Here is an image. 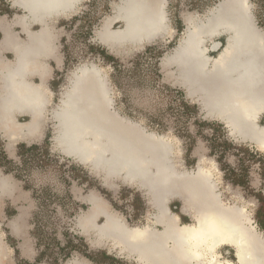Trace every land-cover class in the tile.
<instances>
[{"label":"bare ground","instance_id":"6f19581e","mask_svg":"<svg viewBox=\"0 0 264 264\" xmlns=\"http://www.w3.org/2000/svg\"><path fill=\"white\" fill-rule=\"evenodd\" d=\"M12 1L25 10L22 21L40 24L43 29L20 47L17 72L14 69L2 78L11 80L12 92L39 110L44 103L43 87L25 80L27 68L49 39L50 20L77 15L83 0ZM168 1L120 0L115 4V15L104 21L99 33L101 43L110 49L125 44L139 48L164 40L172 31ZM117 22L123 23L122 29L113 30ZM186 31L173 55L165 58L163 68L170 69L168 75L173 82L200 101L209 116L222 120L232 136L264 151V125L259 123L264 115V31L257 26L251 1L222 0L208 18L190 23ZM224 34L228 37L220 48L222 43L216 38ZM210 51L220 53L212 57ZM91 67L83 66L69 77L59 104L52 105L47 119L56 123L54 140L65 155L102 169L108 178L124 175L126 182L145 188L158 203L159 213L154 218L164 226L163 231L132 229L94 197L89 212L79 219L84 233L96 234L98 240L93 244L112 240L135 255L139 264H234L223 260L220 250L225 246L233 247L237 264H264V238L245 210L222 205L211 172L203 167L195 176L184 174L187 178L179 189L178 176L167 165L168 152L172 151L169 141L146 134L139 125L119 116L113 110L107 81ZM43 120L42 116H34L19 134L32 133ZM172 196L197 209L195 225L180 224L179 216L168 205ZM102 215L107 221L100 225ZM77 261L73 264H80Z\"/></svg>","mask_w":264,"mask_h":264},{"label":"rangeland","instance_id":"374dc122","mask_svg":"<svg viewBox=\"0 0 264 264\" xmlns=\"http://www.w3.org/2000/svg\"><path fill=\"white\" fill-rule=\"evenodd\" d=\"M119 1L83 0L77 15L62 20L67 29L63 40L66 69L55 105L59 104L63 90L68 87L69 77L83 66L95 67L109 85L113 110L127 122L139 125L142 132L169 141V151H172L168 152L167 165L178 176L177 187L180 189L184 185L186 175L195 176L202 167L210 171L211 182L222 205L245 210L259 236L264 238V231L256 220L257 209L262 204L258 197L264 199V151L232 136L222 120L209 116L200 101L173 82L168 75L170 69L163 68L165 58L173 55L186 37L190 23L208 18L222 0H169L172 31L164 40L139 48L125 44L110 49L101 43L99 33L106 18L115 15V4ZM250 1L257 26L264 31L257 19L258 12L264 15V0ZM122 26L123 23L117 22L112 28L120 30ZM227 37L224 34L216 38L222 43L220 48L226 44ZM210 45L208 42L207 46ZM219 53L210 51L209 55L217 57ZM107 56L114 57L116 62ZM185 104L189 109L184 107ZM259 123L264 125V115ZM54 124L49 120L46 139L32 155L22 148L25 153L17 162L4 163L7 172L16 175L21 186L32 193L35 203L32 235L38 252H46L42 264H56V257L60 260L58 264L86 260L87 254L103 251L116 257L114 264H139L135 255L112 240L93 244L98 240L96 234L93 231L84 233L79 227V219L89 212L90 200L96 197L112 214H119L130 228L151 227L163 231L164 226L154 218L159 213L158 203L145 188L126 182L124 175L108 178L102 169L65 155L54 140ZM235 179L244 180L245 186L234 183ZM168 205L179 216L182 226L195 225L197 209L178 196H172ZM106 221L107 217L102 215L98 224ZM69 241L75 248L67 247ZM62 248L65 251L62 252ZM222 249L223 260L237 264L233 247ZM60 252L70 255L62 261Z\"/></svg>","mask_w":264,"mask_h":264},{"label":"crops","instance_id":"0c3cea01","mask_svg":"<svg viewBox=\"0 0 264 264\" xmlns=\"http://www.w3.org/2000/svg\"><path fill=\"white\" fill-rule=\"evenodd\" d=\"M25 14V10L18 8L12 0H0V151L4 152L10 163L20 159L22 146L32 147L45 141L49 129L47 118L52 105L55 104L56 93L66 69L63 40L67 29L62 23L66 18L56 17L49 22L50 36L44 44V49L32 57L25 76V80L30 84L43 87L41 99L44 103L36 110L23 101L21 95L12 92L13 82L2 77L9 76L14 69L17 72L16 54L20 47L30 36L43 29L40 24L31 23L29 20L22 21L21 17ZM46 99L48 100L45 101ZM37 115L39 118L44 117L46 121L43 120L38 128L31 130L32 133L29 131L27 135L21 136L19 133L26 130L25 126L33 122L34 116ZM13 135L17 137L16 142ZM34 209L32 193L21 186L16 175L7 172L5 166L0 165V264L43 263L41 261L45 254L38 252L32 235ZM108 254L112 255L109 252ZM74 261L66 264H73ZM77 262L96 264L88 258Z\"/></svg>","mask_w":264,"mask_h":264},{"label":"trees","instance_id":"16d2710c","mask_svg":"<svg viewBox=\"0 0 264 264\" xmlns=\"http://www.w3.org/2000/svg\"><path fill=\"white\" fill-rule=\"evenodd\" d=\"M252 1L257 3L260 0H252ZM257 19L259 20L258 21L259 25L264 27V15H261L260 12H258L257 13ZM107 58L109 60H112V61L116 62V59L114 57H111V56L108 57L107 56ZM184 107L186 109H189V105L188 104H185ZM224 143H225V145H229L230 146V143H228V141H224ZM39 147H40L39 145L32 146V147L22 146L21 149H20L21 155H23L25 152L29 153V155H32V153L34 151H36L37 149H39ZM22 148H25L24 149L25 152L22 151L23 150ZM4 163H6V164L9 163L10 164V162L7 160L6 155L4 154V152L0 151V165H4ZM233 182L236 183V184H241V185L245 186V182L242 179H235ZM258 200L262 204L257 209L256 220H257V224H258L259 228L262 231H264V199L261 196H259ZM67 244H68L67 247H71L72 249L75 248L70 241ZM76 249H79V248H76ZM61 251L62 252L65 251L64 248H62ZM62 252H60L59 255H61L63 257L62 261H65L69 257L70 253L64 254ZM44 254H46V252H41V255H44ZM87 258L90 261H92V262H94L96 264H114L117 261L115 256L109 255L106 251H103L102 253L87 254ZM59 262H60V260L56 257L54 259V263L58 264Z\"/></svg>","mask_w":264,"mask_h":264}]
</instances>
